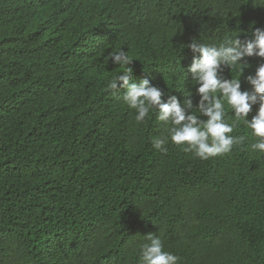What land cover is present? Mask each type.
Listing matches in <instances>:
<instances>
[{
    "label": "trees",
    "instance_id": "1",
    "mask_svg": "<svg viewBox=\"0 0 264 264\" xmlns=\"http://www.w3.org/2000/svg\"><path fill=\"white\" fill-rule=\"evenodd\" d=\"M255 28L254 0H0V264H141L147 232L181 264H264V153L226 102L246 140L201 160L170 140L154 149L170 125L156 110L137 123L106 89L125 49L134 81L183 99L193 39ZM245 60L224 71L242 89L262 62Z\"/></svg>",
    "mask_w": 264,
    "mask_h": 264
},
{
    "label": "clouds",
    "instance_id": "2",
    "mask_svg": "<svg viewBox=\"0 0 264 264\" xmlns=\"http://www.w3.org/2000/svg\"><path fill=\"white\" fill-rule=\"evenodd\" d=\"M254 3L264 6V0H254ZM187 47L193 54L187 73L195 82V91L183 99L175 94L164 99L166 93L147 77L134 81L130 67L133 59L125 49L110 53L111 62L120 65L123 71L108 81L106 89L135 110L137 123H142L151 110H156L157 119L170 125L168 136L151 140L153 148L163 154L168 151L169 140L201 160L225 155L234 145L243 144L246 137L231 135L235 125L225 121V102L235 120L250 129L254 138L250 150L264 153V29L255 28L252 38L244 41L237 36L215 45L193 39ZM252 56L262 62L245 78L250 88L242 89L241 80L226 78L224 71L238 69L242 74L249 67L245 57ZM193 95L198 97L195 103ZM254 106L258 107L249 119ZM144 237L147 242L140 246L141 264H181V257L166 251L158 235L147 232Z\"/></svg>",
    "mask_w": 264,
    "mask_h": 264
}]
</instances>
